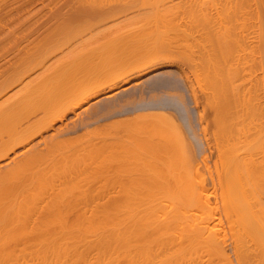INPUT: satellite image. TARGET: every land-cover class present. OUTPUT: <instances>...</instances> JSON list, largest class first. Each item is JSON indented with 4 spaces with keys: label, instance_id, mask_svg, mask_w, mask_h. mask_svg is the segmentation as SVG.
I'll return each mask as SVG.
<instances>
[{
    "label": "bare ground",
    "instance_id": "6f19581e",
    "mask_svg": "<svg viewBox=\"0 0 264 264\" xmlns=\"http://www.w3.org/2000/svg\"><path fill=\"white\" fill-rule=\"evenodd\" d=\"M93 1L98 3V0H93ZM93 1L92 2L90 0L88 1V4H86L89 6L88 8L92 9V7H94L93 9H96L95 5H93L91 7V3H93ZM154 1L152 0V2H154ZM253 1L259 2V0H236V2L234 1L236 4L231 6V9L234 6H236V10H234V8H233V11L235 13L234 19L236 18V22H235L236 28L234 27V30L236 32L234 30H232V28H233L232 25L230 27L231 31H234L233 34L236 33V35L232 34V37L235 36V37H233V39H232L231 35H228V33L229 34L231 33L229 31L230 28L227 31V33L225 31V29H228L227 28V25L229 24L228 21L225 20V23L226 22L228 23V24L226 23L227 24L226 25V24H223L224 21L221 22L222 20L221 21L219 20L221 22V24L224 25L223 27L225 29L223 27H221V29H224V31H222L221 29H218L216 31H220V30L221 31L215 33V30H214L215 28L213 29V27H215V24H216V27L220 28L217 25L216 21L219 19L218 17L220 15H222V17H220L221 19L223 18V15H224V17H226L227 14H225V13H227V12L222 14V10H224L225 8L220 7L221 10H219L217 8V13H218V11L221 13L218 15V17H217L218 19H216L214 17L215 15L212 16L213 13H205L204 14V11L202 14H201L202 11L199 13L203 16L205 15L204 17L205 18L207 17L208 20L204 19V17H200V15L198 14V16L200 18H202V20H201L198 17V20H197L198 23L200 20V21H204L205 23H211L210 25L213 26L214 22L212 23L210 20L213 17H214V19H216L214 26L213 27L209 26V28L211 27L210 29L214 30V32L212 30H206L207 28L204 26L205 23L203 25H201L202 27L198 24H195V22L191 23V24L194 23L193 27H194V25H197L198 30L200 29V27H201V29L205 27L204 28L205 30L203 29L202 32L200 33L201 35L198 34V35H200L201 39L199 40L197 38L199 40V42L196 44L197 45L199 44L201 46L202 49L199 47L201 49V50L200 49L199 50H200V54L202 56H200L199 54L197 56H200L199 58L205 60V64L209 70V73H208L209 76L212 73L213 74V75L211 74L212 78H213V76H214V78L218 77L215 80V82L217 81L219 83L218 84L216 82V84L218 86L216 88L215 95L216 94L217 95L215 96V99L214 98H212V99H214V101H216V97L219 96V99L221 100V101L217 100L219 103V106H218V103L217 102L216 103H217V106L220 107L219 110H221V113L219 115V116H221L220 117L221 126H220V128L217 129V130L220 129L219 131H220L221 144L219 147V145L217 143V146H218V152L220 151L219 155H221L220 157L222 158V162H223V166H224V169L222 172H221V170L218 171L219 174H222V176H220L221 181L219 180L220 182L219 181L218 182L222 183V185L219 184V186H220L219 188H221L220 189L221 192L219 194L222 196L219 198L220 199L223 198V202L221 201V203L223 204L222 205L223 210H222V207L216 206V204H219V203H216V201H214V202H215L216 208L217 207L221 208V211H219V212H222L223 215L220 216L221 214L218 212L219 209L217 210L214 206H211L212 204L214 205V202H211L212 198H210L211 196H208L209 194L211 195V193H212V191H210L209 188H207L209 190H206V191H204L205 188H204V190L202 189V191L206 195L208 194L205 197H207L208 199L210 198L209 200L208 199L206 200L207 202H205V200H204L205 198H201V193H192L191 189H193V187L190 190L189 189L186 190L185 186L187 185V183H185V182L184 183L186 185L184 184V189L178 188L176 190L173 189V191L169 190V192L171 193V194L168 193L170 195L169 197L167 194H166V196H164V194H162L164 197L161 195L163 201L166 199L168 201L169 199L171 200L170 197L172 195H173L172 197H174L175 193L177 195L180 191H183V194H182V192H180L182 195L181 199L183 201L181 199H179L181 196L179 193L177 195V196H179V198L178 197L175 198L176 202L173 201L175 199L172 198V200H171L172 205L169 204V202L166 203V201H165V203L163 202L164 205L163 204L161 205L160 201H162V200L160 199L161 197H159V194H161V193H159L157 196L160 199V201H158V198L156 199V196H155L156 193H155V195H154L155 198L153 197L154 199H152V197L150 196L151 199L153 200V202L151 199L149 200V198H150L149 197V198H146L148 201H146V199L144 200V198H143V199H141V202H140V200H139V202H138V200L136 201V202H138V205H137V203H136V205H133L134 203L131 204L129 202L130 200L128 199L129 201L128 200L127 201L131 205H129V204L126 205L127 203H125L126 206L124 204H123V206H121L122 201L119 199L121 204L119 203L120 208H118V209H117V207L115 208V205L112 206L114 208H112V207L109 208L107 203L99 204L100 206L95 205V203H94V205L96 207L95 206L93 207V205H92L93 201L91 202V201H88L86 199V202H85V199H84L85 194L83 196L78 195L75 197L74 195H76L75 194L76 192H75V190H71V189H69V192H70V194L72 192V194H71L72 197H69V195H70L69 192L67 193L66 188L69 187L68 184L71 182V180L72 181L74 180L72 178H74L80 174H83V172L86 173L85 172L86 170L89 172L91 170L95 172L96 171L95 169H97L99 167L96 166L97 168L93 167V168H95L94 170H93V168L88 170L89 165L88 166H86V165L89 164V162L88 163L86 162L87 164L83 163V159H84V157L82 156L83 154L81 156H79V153H76V146H74L73 144L71 145V142H69V140H67L65 137H64L65 138L64 140H63V138H62V140L59 139L60 138L59 136L62 137V135L66 136L68 134L77 132L78 129L76 130V128L78 126L76 125V123H74L76 126L73 125L72 127L70 126V124L63 125V127L61 129H60V126L59 127L57 126L58 128H56L55 124L58 123V121H63V120L65 121V119H68L69 113L75 114L77 112V109L82 108L85 104L90 103L91 100H93L97 97H100L102 94H103L104 98L107 97L109 99H112V98L114 99L120 91H123V92L130 91L131 87L133 88L132 85H134V84H132V82L135 79L143 77L144 75H147L149 72H152V71L158 72V69H160V68H162V66L164 67L165 65L168 64L169 57L171 58V57H175L177 55H180L185 60V56H186V55H184V54H186L185 52L190 51L188 48H191L192 43L189 42L190 43V47H189V44L184 37H180L181 39L179 38V36H181L180 33L179 34L177 33L178 30H177V32L175 31L176 29H178L177 25H176V27H175V25H173L174 26L173 28L171 27L172 25H170V27L172 28V30L174 32L171 31L170 28L169 29L167 28V30L171 31L172 33L178 34L179 36L178 37L176 36L178 38V40H177V38L175 39V37H172V35H175V34L169 33V31L167 32L166 27H165V30H163L164 32L165 31L167 32V33L165 32L166 35H168V34L169 35L172 34V35L166 37V35H163V33H161L162 27L164 25L163 22L165 21L166 26H168L170 23L167 22L165 19H162L163 17L161 18V14L159 15L160 12L159 13L157 12L158 17L156 18V16H157V15H155L156 11H160L163 8H161L159 6V8H161V9L154 7L153 8L154 10H152L151 9L152 7H151L150 9L152 10V12L154 13V11H155L154 15L156 18V22L155 21L154 22H148V24H150L148 26H150V27L152 26V28L155 27V31H153L154 29L150 30V28L146 25L147 23L145 22L144 25L147 26L148 28L142 27V25H143L142 24L141 27L137 26V28L140 27V29L138 28L140 31L137 28L136 29L132 28L131 30H129L130 35L126 36V35H121L120 33H117L118 36L117 35L115 36V33H114V35H112L114 37H111V38L109 37L110 39L108 38V40L106 42V44H107L106 46L111 48L112 54L114 53V55H116L115 56L116 58L113 59L116 62L114 63L112 60L113 64L111 63L109 65V68H105V71L102 70V72L99 73V69H104V66L102 65V63H100V64L103 68L100 65H98L99 66L98 67L97 66L98 63L93 64V63H88L85 61H83V62H72V63H68L65 65H61V69H60L61 73H57L58 71H56V73L52 72L53 74L49 75L46 78H43V80L41 79L42 81L40 83L37 82L36 84H38V85L35 84L36 86L34 85V83L31 84L32 81L30 82L31 85L30 84L29 85L30 86L34 85L35 87L32 86L33 89H32L31 94H27L29 96L28 98H30L31 96L33 97V95L39 96L41 93H42L41 98H44L42 101L40 99V104H42V105L38 106V108L43 106L41 108V110H39L40 108L39 109L37 108L39 111H41V113L44 112V115L42 113V115H43L42 117L40 116L37 118V119L41 120V127L37 126L38 129L36 127H35L36 129L34 128V126L36 124V123H34L35 122L34 120H36L37 122H39V121L37 119H35L36 117L35 118L33 117L35 113H38V110H36L34 108L36 110L35 113H34V111L33 112L31 111V113L30 112L27 113V115H28L27 120L26 119L24 120L21 117V116H26V115H22V113L19 111L20 105L23 102L22 97L24 95V98H25L27 95L25 96V94H21L22 97L21 96L20 97L22 98L21 99L22 102H21L19 97H18L19 99H16V101H15V98L13 97L14 99H13L12 103L9 101L7 103L5 99H3V101H1V102H3V103H1V105L4 104L3 105L4 107L0 108V165L2 164V166H0V264H236L234 262V259L231 258V255H229V253L227 252L228 249L226 248V246L228 243L226 244V242L228 241L229 237H231V239H232V243H233V247H234L233 249L235 250V256H237L236 261L238 260L237 264H264V204H263L264 202L261 204V202L258 200L259 203L257 205L255 204L256 202L255 203L253 202L254 206H252L251 205L252 203H250V205L253 208L250 205H248V206L251 209L242 208V207L239 208V206H241V205H238V204L236 205V198L232 197V196L236 195L237 192L239 194L243 189H244V191H242L241 193L246 192L245 188H242L241 191H239L237 188L238 185L237 186L235 185L236 181H238V179H239V176L241 174L244 175L241 172V170L244 167L245 168L247 167V169H248L247 175H249V176L253 175V177H255V178H253V180L251 179L254 182V183L252 182V184H251L252 185V188H250L251 191L255 190L257 192V190H259L264 185V180H263L264 177H262L264 175V161H261V162L258 161V157L260 158V156H261V159H264V124H261V122H260L259 127H257L258 125L254 126L253 122L251 123V121L253 120V117H254V116L253 117L250 116L252 114L249 115L250 119L248 120L249 124H247V125H246V123L248 121L245 123L244 122L245 119L243 121L240 120L241 114L239 115L240 118H238L239 116H237V112L236 113H235V111L233 112V109L231 107L235 106L236 99H237V101H239V98L241 97L240 94L243 93L242 92L243 87H241L242 85H239L240 83L236 84V86L230 87L231 85H229V84H231V83H228V81L231 77L230 74H232V72H233L232 76L238 77V79L241 80V71L243 68L246 69L245 68L246 66L244 67L245 64H248L250 66L247 68L248 71H250L249 68H251V70H253V72L256 69L254 70V69H252V67H254L255 64H257V63H258V66L261 65L262 67H264V57L261 56L262 57L261 61H260V58H259V60H256V59H254L255 57H252V56H255V54H254L255 51H257V53L259 52L258 54H260L261 49H262V52L264 51L263 46H262V43L264 44V42H263L264 41V38H263L264 35L261 33L264 30V29L262 30V28H263L262 24L260 26V27H262L261 31L260 32L258 31L260 33V35H259V34H257V31L254 32V30L256 28L254 29L253 25H251L252 23H250L252 20V18H250V17L252 15L253 16L255 14L257 15V16L255 15L256 20H257V17L260 16V14H262L264 16L263 12L260 13V11H262V7H264V6H261L263 0L262 1L260 0L261 5L260 4L259 5H257V4L252 5L251 3ZM109 2H106V4L107 3L110 4V5L107 4L108 6H106L105 3L103 4V3L99 2V4H103L105 6L104 7L102 6L103 8H100V10L98 9L99 7L96 6L97 11H100L99 13L96 12V15H95V12H93V14H91L92 13L91 11H90L91 13H88L90 15L91 19L95 18L97 20L96 25L99 28H101V26H103V24L105 25L106 22L108 23V21H111V19L115 18L117 20V17L120 14L122 15L123 13H125L127 11H129V13H130L132 8H134V5L132 7V5L129 2H122V4H121V2H119V4L115 3L114 5H112L113 4L112 0ZM144 2L147 3L148 1L144 0ZM144 2H143V5L145 4ZM149 2H151V0ZM89 3H90V5H89ZM159 3L161 4V2H159ZM155 4H157V3H155ZM63 5H65V4H63ZM218 5H219V3H218ZM48 6H50V5H48ZM83 6H85V5H83ZM192 6H194V4ZM254 6H256V7L254 8ZM258 6L261 7V10L259 9ZM164 7H166V6H164ZM228 8L229 7L226 6L227 10H224V11H228L229 10ZM164 9H163V11H165V14H166V11H168V9H166V8H164ZM139 10L141 11V9H139ZM193 10H194V8H193ZM252 11L255 14H252ZM189 12H190V10H189ZM228 12H230V11H228ZM75 14H80L81 16L83 15L80 13V11H79V13H75ZM88 14L86 15V17L88 16ZM139 14L142 15V13H139ZM144 14H145V12H144ZM170 14L168 16V19L170 17ZM206 14H210L209 15L210 17H208V15H206ZM250 14H252V15L249 16ZM92 15H94V17ZM124 15H126V14H124ZM194 15H196V14H194ZM230 15L232 17L233 13ZM230 15H227V16H230ZM262 15L260 18H258L259 23H260L259 19L260 20L262 19L264 21V17H262ZM71 16H73V14ZM159 17L161 18L160 20H162V23L159 22V19H158ZM191 17H192V15H191ZM245 17H246V19H245ZM119 18H120V16H119ZM150 18L149 17L146 18V21H147V19H149V21L152 20V18L151 19ZM229 18L227 17V19H229ZM241 18L244 19L245 21L248 20L249 22L247 21L248 23H246V22L244 23V21L243 22L241 21L243 23L241 25V24H239V23H241L240 22ZM248 18L251 20H249ZM234 19L232 18L230 21H232ZM114 20H112V21H114ZM144 20H145V18H144ZM223 20H224V18H223ZM141 21H143V19ZM234 21H232L231 24ZM166 22L169 24L167 25ZM220 22H218V23L220 24ZM87 23H88V21H87ZM142 23H144V22H142ZM152 23L153 24L155 23L157 26H155V24L153 25ZM202 23H200V24H202ZM159 24H162L161 28L159 27L160 26ZM90 25H92V24H90ZM178 25H180V24H178ZM249 25L252 26L251 28L254 29V30L252 29L253 33H256L257 35H259L261 41L259 40L258 36H255V37H257L256 39L260 41L261 45H260L259 41H257V40L254 41L255 39L253 40L252 36H249L251 38L248 37V30L247 29L250 27ZM88 26H89V24H88ZM198 26H200V27H198ZM158 27H159V31H156V30H158ZM260 27H259V30H260ZM87 28L89 29V27H87ZM87 28H86V30H87ZM191 28H192V26H191ZM93 29H94V26L92 27V29L90 31H94ZM147 29H149L150 32ZM163 29H164V27H163ZM95 30H96V28H95ZM144 30H146V31H144ZM16 31H18V30H16ZM134 31H139V32H134ZM193 31L195 32V30H193ZM249 31L252 32L251 29ZM249 34H251V33H249ZM195 36L196 35H194V37ZM182 39H185V41L187 42V44H188V46L186 47L187 49H185V42H183ZM180 40H181L182 44L184 43L183 44L184 48L181 47L182 44L180 43ZM233 40H234L233 43H236V44H232V46L236 45V48L233 47L232 49H234L235 51L231 50V48H230L231 47L230 43ZM69 41H67V42H69ZM255 42L256 43L258 42V45ZM28 43H29V41H28ZM193 43H194V41H193ZM176 45H177V47H176ZM197 45H196V47H198ZM178 46H180L181 49H179L180 47L178 48ZM194 46H195V44H194ZM17 48H19V47H17ZM259 48H260V51L258 50ZM182 49H185V50H182ZM111 50H110V52H111ZM180 50H182L184 52V54ZM43 51L44 50H42V52ZM179 51L182 53L178 54ZM233 51L235 52L236 56L233 55ZM189 53L191 54V52H189ZM262 54L263 53H261L260 55H262ZM234 56H235V58H233ZM263 56H264V54H263ZM190 57L188 56V58H190ZM257 58H258V56H257ZM160 59L161 60L165 59L164 61H168V62H164L161 64L155 63V61H158ZM197 61H198V59H197ZM33 63L34 62H32V66H33ZM42 63H43L42 65H44V62H42ZM172 63H173V61H172ZM199 63H201V61ZM168 65H170V63ZM32 66H29V69H30V67L32 68ZM94 66H97L95 68L96 70L94 69ZM233 66L235 67V69ZM193 68H194V66H193ZM106 69H108V70H106ZM190 69H192V68H190ZM93 70H95L93 72L94 74L97 72L96 75L98 73H99V75H97V77H96V75H94L95 78L93 76H91V79H89L88 81L84 80L89 75V73L93 74V73H91V71H93ZM24 71H26V69ZM27 72L28 71H26L24 73L26 74ZM157 72H155V73H157ZM167 72H170V71H166L165 74ZM155 73H154L153 77H155ZM159 73H160L159 75H165V74H163V71H161V69L159 70ZM185 73H187V72H185ZM185 73L183 72V74L185 76H183L182 78L187 77L188 80L185 79V81L187 80V83H188L191 80H189V78H188L189 76H186ZM28 74H30V73H28ZM249 75L247 74V76H249ZM252 75L253 74L251 73V76ZM27 77L28 76H26V78ZM234 77H232V78H234ZM21 78H22V76H21ZM249 78L252 79V77H249ZM261 78L258 77V81L261 80ZM12 79L14 80V77ZM23 79H25V77ZM243 79H245V78H243ZM10 80H11V78H10ZM37 80L38 79H36V81ZM256 80L257 79H255V81ZM230 81H232V80H230ZM252 81H254V80H252ZM258 81H257V83H258ZM261 81H259V84H261L260 83ZM4 82H7V81H4ZM22 83H23V81L22 82L20 81V83H19V79H18V85L22 84ZM160 83L157 84L156 88H152V90L153 89H154V91H155V89L158 90L159 87H161L160 85H162L163 87L166 85V83L164 81L161 84ZM233 83H236V82H233ZM247 83H246V85L245 84L244 85L247 86ZM169 84H170V82H168V86H169ZM11 85H13V84H11ZM249 85H250V83L248 84V86ZM5 86H6V84H5ZM7 86H9V89H11L10 83ZM171 86H172V84H171ZM176 86H178V85H176ZM166 87H164V90L167 88H170V87H167V88ZM251 87L250 88L248 87V89H249L248 92L252 93L253 91H252ZM171 88H173V86ZM171 88H170V90H171ZM192 88H194V87L192 86ZM4 89H6V91H7V88H4ZM244 89H246V88L244 87ZM262 89H260V90H262ZM160 90L163 91L162 88ZM18 91H16V92L18 93ZM192 91H196V90L192 89ZM257 91L260 94L259 90H257ZM0 92H2L1 88H0ZM26 92H29V91H25V93ZM196 92H193V93H196ZM248 92H246V94ZM22 93H24V92H22ZM121 93L122 92H120V94ZM145 93H147V92H145ZM244 93H245V90H244ZM251 93H250V95H251ZM258 93H257V95H258ZM141 94H142V98L145 99V97H143L144 94L143 93H141ZM197 94L198 93L194 94V100H195L196 104L198 102V98L196 96ZM207 94H208V92H207ZM255 95L256 94L254 92V96ZM4 96H6V94L3 96L0 95V98L2 99V97H4ZM203 96H206V95L203 94ZM236 96H240V97L236 98ZM252 96H253V93H252ZM39 97H37V98L39 99ZM103 97L100 98V100H98V102L99 101L101 102L104 99ZM259 97H260V95H259ZM6 98H8V97H6ZM16 98H17V96H16ZM107 98H105V99H107ZM142 98L140 96V99H142ZM201 98L203 99V97H201ZM210 98L211 97L209 96V99ZM242 98H245V96L241 97V99H240L241 104H242ZM133 99L135 100V98H133ZM204 99H205V97H204ZM209 99H206V100H208V102H210L212 99L211 100H209ZM252 99H254V98H252ZM255 99H254V101H255ZM134 100L130 99V101H126L125 103L123 102V104L121 103V105L119 103L118 104L119 109L117 108L118 110H116V113H114V114L112 113V109L114 108L113 110L115 111V107H117V104H116V106L111 104L112 108H111L110 104H108L107 107H104L105 108L104 111L109 106L111 108V111H109V108L107 110L110 112L111 117L114 115L117 116V114L118 115H120V114L124 115V114H128V113H136L133 116L134 118H131L132 120L130 118H129L130 120H127V118H126V120L124 119L125 121L121 120V122L123 121L125 123L126 122L127 123H129V122L134 123L133 121H137V122H142V123H146V124L147 123L150 124L149 122H152V124H153L156 120L158 121V119L160 121V118H163L161 120H163L165 123L167 121L164 120V118H168V120L170 119L169 121H172V122L175 121L174 119L176 117L173 118L174 114L171 116L168 113V111H171V110L167 109L171 106L170 102L167 103L168 104L167 105L165 101L144 102V101H147V100H144L142 102L137 103V100L136 101H134ZM174 100H176V99H174ZM245 100L243 101V103L245 102ZM27 101L29 102V100H27ZM34 101H35V99H34ZM109 101H111V100H109ZM251 101H253V100H251ZM257 101L261 102L258 99V97H257ZM36 102H37V100H36ZM248 102H250V101H248ZM259 102L257 104H259ZM23 103H25V101ZM193 103H194V101H193ZM213 103L214 102H212V104ZM216 103H214V104L216 105ZM100 104H102V103H100ZM171 104H172V102H171ZM220 104H221V106H220ZM241 104H240V106H241ZM257 104H255V105H257ZM215 105H212V106L215 107ZM23 106H26V105L24 104ZM246 106H247V104H246ZM249 106H250V104H249ZM237 107H238V105L236 106V108ZM260 107H261V105H260ZM21 108H23V110H24V107L21 106ZM43 108H44V110H43ZM96 108H98V107H96ZM250 108L252 109V106H250ZM88 110H90V109L88 108L87 111ZM236 110H238V109H236ZM239 110H240V108H239ZM248 110H249V108H248ZM258 110H259V108H258ZM262 110H263V106H262ZM26 111H25V113H26ZM18 112L20 113L19 117H18ZM105 112H104V114L101 113L103 115V117H102V115L99 114V111H98V113L95 112L97 115L95 114V116H93V118H90L91 119L90 122L92 121V119H93V122L95 121L96 123L101 121V120H105V118L106 117L108 118V116H109V114H108L109 112L108 113L107 112L105 113ZM139 112H141V113H139ZM201 112L202 111H200V113ZM245 112H246V109H245ZM256 112H260V111H256ZM87 113L88 112H86V114ZM231 113H232V116H231ZM262 113H264V112H262ZM77 114H79V113H76V115ZM81 114H83V113H81ZM105 114H107V115H105ZM37 115L35 114V116H37ZM89 115H91V114H89ZM89 115H88V117H89ZM122 115H120V116H122ZM255 115H259V117H260L259 113L255 114ZM80 116H79V118H80ZM97 116H100V117H97ZM110 116H109V118H110ZM203 116H204L203 113H201L200 117L202 120H203ZM263 116H264V114L262 115V118H263ZM31 117H33L34 120L32 119L31 124H30L29 122H30ZM256 117L258 118V116H256ZM24 118H26V117H24ZM77 118H78V116H77ZM242 119H243V116H242ZM117 120H119V119H117ZM239 120L241 122H238ZM256 120H258V119L255 118L254 121H256ZM259 120L261 121L262 119H259ZM203 121H206V120H203ZM234 121H236V122H234ZM73 122H75V120ZM84 122L83 123L81 122V123L83 125H85V127L90 125V123L87 125L88 122L87 123H84ZM93 122H91V123H93ZM115 123H117V125H118L117 128H119V126L122 124L121 123L119 125L118 122H115ZM78 124H79V122H78ZM152 124H150V125H152ZM36 125H38V123ZM115 127H116V125H115ZM120 127H123V126H120ZM166 128H168V127H166ZM204 128L206 129V127H204ZM51 129L53 130V134L52 135L49 134V136H51V137L50 138L44 137L43 134L46 131L48 132ZM131 129H133V128H131ZM154 129H156V128H154ZM176 132L180 133L179 130ZM38 136L39 137L41 136L40 137L41 140L37 141L38 143L36 141H34L37 143V149H36V143L35 144L33 143V145H32V141H33V139H35ZM168 136H170V135H168ZM181 136H182L181 140L184 141V144H183V142H182V144L184 145L185 148L183 146L182 147L184 149H186V151L184 149H182L183 152L180 150L181 154L184 153L183 156H187V154L190 153V155H192V158H193V156H195V155L191 151H193L194 147H193V149H191L190 146H189V148L186 147L187 145H185V143H187V142L184 140L185 137L183 138L184 134H181ZM57 137L59 140L57 139L55 141V139ZM155 137H157V136H155ZM178 137H180V135ZM71 139L73 140L72 136H71ZM75 139L72 143H76ZM42 142L45 143L46 146L44 148L38 149V144H40V143L42 144ZM67 142H69L70 144L68 145ZM173 142H174V140H173ZM87 143H89V142L87 141ZM153 143L155 145V142H153ZM29 145L33 146V147L30 148ZM96 145H97V143H96ZM129 145L133 146L134 144H129ZM129 145H128V147H130ZM66 146L70 147V148L74 146L72 149H75V153L69 154L70 148L68 149L69 150V152H68L64 149V148L67 149ZM155 146H157V144ZM191 146H193V144ZM134 147H136V146H134ZM20 148H27L23 151H25L28 154H29V152L31 153V151H32V153H31L32 155L31 154L25 155V153L23 151H21V152L18 151ZM34 148H35V151L33 152ZM137 148H140V147H137ZM159 148H160V146H159ZM163 148H165V147H163ZM77 149H78V147H77ZM81 149L82 148L78 149L77 151H79ZM123 149H125L124 146H123ZM128 150H130V149H128ZM160 150H163L162 145H161ZM17 151L20 152L19 155H22L24 153L25 156H23V157L21 156L22 158H20V156H17L18 155ZM71 151L73 152V150H71ZM136 151H137V149H136ZM119 152H120V155H122V152L118 151V153ZM82 153H84V152H82ZM127 153H126V155H127ZM176 153H177V151H176ZM216 153H217V151H216ZM12 154L14 155L13 157H12ZM16 157H17V159L19 157L20 160L16 161L17 160ZM81 157L83 159H81ZM118 157L120 158V156H118ZM240 157H243V159H241ZM245 157H247L246 161L244 159ZM126 158H128V157H126ZM189 158H190V156H189ZM178 159H177V161H178ZM203 159L204 158H202L201 161L207 160L206 158H205V160H203ZM239 159H241V160H239ZM120 160L123 161V159H120ZM85 161H87V160H85ZM115 161H117V160H115ZM180 162L182 163V161H180ZM186 163L187 164H185V165L189 164L188 161H186ZM240 163H242V165ZM83 165H85V167ZM185 165H183V166L186 167ZM4 166H6V167L4 168ZM240 166H244V167H240ZM91 167L92 166H90V168ZM2 168H4V170ZM101 168H103V167L101 166ZM187 168H189V167H187ZM245 168L242 171L245 172ZM139 169L141 170V168H139ZM139 169H137V170H139ZM184 169H186V168H184ZM184 169H183V172L186 173ZM99 170H101V169H99ZM160 171H162V170H160ZM203 171H201V172H203ZM239 171L241 172V174ZM96 172H98V171H96ZM237 173H239L240 175L238 174L239 176L236 177ZM201 175H202V173H201ZM127 176L129 177V175H127ZM256 176H259V177L257 178ZM78 177H76V179ZM211 177H212V175H211ZM99 178H101V177H99ZM256 178H257V180H256ZM261 178H263V179H261ZM79 179H80V177H79ZM68 180H70V181L67 184L66 182ZM117 180H119V179H117ZM241 180H242V177L240 178L239 182L243 183ZM258 180H263V182L261 181V183H260L261 186L259 185ZM78 181H76V182H78ZM65 183L67 184L66 186H65ZM69 185H71V183ZM61 186H63L62 190H60L62 188ZM64 186L66 188H64ZM74 186H75V184H74ZM188 186H190V185H188ZM235 186H236V189H235ZM71 187H73V186H71ZM242 187H243V185H242ZM258 187H259V189H257ZM56 188H59L60 191L59 190L57 191ZM188 188H190V187H188ZM64 189H66V192L64 193L65 196H63L64 194L61 192V191H64ZM47 190H48V192H47ZM211 190H213V189H211ZM236 190H238V191H236ZM187 191H188V193H187ZM208 191H210V192H208ZM219 191L218 190L216 191L214 189L213 193L217 192V194H218ZM122 192H123V190L121 191V193ZM172 192H174V193L172 194ZM206 192H208V193H206ZM258 192H260V191H258ZM81 193H82V191H81ZM246 193H244L242 195L240 194L241 197L244 196L246 199V197H248V195ZM252 193L253 192H251V194ZM67 194H68V196H66ZM255 194L256 193H254V195ZM87 195H89V193H87ZM213 195H215V193ZM245 195H247V196H245ZM86 196H85V198H86ZM122 196H124V194ZM202 197H204V196H202ZM89 198L91 199L92 196ZM121 198L123 199V197H121ZM163 198H166V199H163ZM177 198H178V200H177ZM134 199H136V198H134ZM142 200L146 201V203L148 202L147 205L144 201L142 202ZM87 201L90 202L91 204L87 203ZM149 201H150V203H149ZM177 201H179V202H177ZM245 201H247V200H245ZM151 202L153 203V205L151 204ZM157 202H158V204H157ZM208 202H211V205ZM140 204H142V205H140ZM168 205H170V206H168ZM218 213H219V215L217 216ZM231 239H229V240H231Z\"/></svg>",
    "mask_w": 264,
    "mask_h": 264
},
{
    "label": "rangeland",
    "instance_id": "374dc122",
    "mask_svg": "<svg viewBox=\"0 0 264 264\" xmlns=\"http://www.w3.org/2000/svg\"><path fill=\"white\" fill-rule=\"evenodd\" d=\"M75 1V2H74ZM88 1L89 0H0V88L2 90V92H0V95L3 96L6 94V96L2 97V99L0 98V105L1 101H3V99L6 100V102L8 103L13 101V99L15 98V101L16 99H19L20 100L22 99L23 102L25 101V103L22 102V104L26 105V106H23L22 104L20 105V112L22 113V115H26V116H21L24 120L26 119L27 120V113H31V111L35 113L36 110H41V108L43 107H39L38 106L42 105L40 104V99L41 101L44 99V98H41V94L39 96H35L33 95V97L31 96L30 98H28L29 96L27 94H31L32 92V89L37 82L40 83L43 78H46L48 77L49 75L53 74V73H56V71H58L57 73H61L60 69H61V65H65V64H68V63H72V62H88V63H98V65L101 66L100 63H102V65L104 66V69H99V73L102 72V70L105 71V68H109V65L112 63V60L115 59L116 55H114V53L112 54V50L111 48L107 47L106 45V42L108 40V38L110 37H114L112 35H114L115 33V36L118 34L117 33H120L121 35H130V31L132 28H137V26H140L142 25V27H147L148 25V22H156V18L158 17V13L159 15L161 14V18L162 19H165L167 22V25L165 24V21L163 22L164 25V29L162 27V32L163 35H166V33L169 31L167 30V28L171 31L172 28L174 27L173 25H176L178 26V29H176L175 31L177 32L178 30V34L180 33L181 36H179L178 34H175V33H172L171 31H169V33H172V34H175V35H172V37H175V39L179 36L180 37H184L186 39V41L188 42L189 44V47H190V43H192L191 45V48H188L191 52V54L187 51L185 52L186 54H184V52L182 50H185L187 49L186 47L188 46L187 42L185 41V39H182L183 42H185V49H182L180 51L183 52L185 56V60L183 59V57H181L180 55H177L175 57H169L168 61H164L163 59L161 60H158V61H155V63H158V64H161V63H164V62H168V64L170 63V65H165L164 67L162 66L161 71H163V74H165L166 71H170V72H167L165 75H159V70L158 69V72L157 71H152V72H149L147 75H144L143 77H140L138 79H135L132 84L133 88L131 87L130 91H127V92H123V91H120L122 92L120 94V92L118 93V95L113 99H109L107 97V99H105L103 97V94L100 96V97H97L93 100L90 101V103L88 104H85L82 108L80 109H77V112L76 113H79L76 115V113H69V116H68V119H65V121H58V123L55 124L56 128H58L60 126V129L63 127V125H68L70 124V126L72 127L73 125H75L74 123H76V125L78 126L76 128L77 132L75 133H71V134H68L66 136L62 135L59 136L60 140H63L66 138L67 140H69V142H71V145L73 144L74 146H76V153H79V156H82L84 157L85 161L82 157L81 159H83V163L84 164H87L89 162V164H87L86 166L89 167L88 170L92 169L93 167L97 168H93V170L95 169L96 171L98 172H94V171H85L86 173L83 172V174H80L76 177H78L76 179V177L72 178L74 179L73 181L71 180V185H69V181L68 180L66 183L68 184V188H66L65 186L67 185L65 183V186L64 188L67 189V193L69 192V189L71 190H75V194L74 195L75 197L78 196V195H84V199H85V202H86V199L88 201H93L92 205L93 207L95 205H98L100 206L99 204H105L107 203L108 207H112L115 205V208L117 207L120 208V200L122 201V205L123 204L125 205V203H127L126 205L129 204V202L133 205H138V202L140 200L141 202V199L144 198V200L146 198H149L150 196L152 197V199L155 198L156 196V199L158 198V194H159V197H161L160 199L162 200V194H164V196H166V194L168 195V197L170 196L168 193L169 190H172L173 189H178V188H183L184 189V184L187 183V185L185 186L186 190H190L192 187L193 189L192 190V193H201V198H205V202H207L206 200L208 199L207 196L203 191L202 189L205 190H209L212 191L211 195L209 194L208 196H211L210 198L211 199V202H214L216 201V203H219V204H216V206L218 207H222V210H223V204L221 203V201L223 202V198L220 199L219 197H222L219 193L221 192V188H219V184L222 185V183H219L221 181V177L222 174H219L218 171L221 170V172L223 171L224 169V166H223V162H222V158L220 157L221 155H219V152H218V146H217V143L220 147V144H221V140H220V129L217 130L218 128H220L221 126V123H220V113H221V110H219L220 107L219 106V103L217 100H220L219 99V96L216 97V101H214L215 99V91H216V88H217V84L215 82V80L218 78H212V75L210 74L209 76V70L205 64V60L199 58L200 56H202L200 54V50L202 49L201 46L196 43L199 42V40L201 39L200 37V33L202 32V30L206 27L207 29L206 30H212L209 28V26H212L210 25L211 23H205L204 21H200L199 20V23L197 22L198 20V14L201 12V14L203 13L204 11V14L205 13H213L212 16H214L216 19H218L217 21L220 22H223V24H226L225 23V20L228 21V25H227V28L228 29H225L221 24H220L216 21L217 25L220 27H216V24H215V27L214 26V23H215V20L214 17L210 20L212 23H213V29L215 30V33L216 32H220L221 30L227 31L229 30V28L231 27L232 25V30H234V27L236 28V18L234 19V11H233V8L234 10H236V6H234L232 9H231V6L232 5H235L236 3V0H153L154 2H149L150 0H146L148 1L147 3L144 2V0H112L113 4L114 5L115 3L116 4H119V2H129L132 7L134 5V8H132V10L130 11H127L125 13H123L122 15H118L117 17V20L115 19H111V21H108V23L106 22L105 25L103 24V26H101V28H99L97 25H96V19L94 20L93 18L91 19L90 15L88 13H91L93 14V12H95V15H96V12L99 13L100 11H97V7H99L98 9L100 10V8H103L105 5L108 6L107 4H109L111 0H98V3L93 1V0H90L91 2L93 1V3H91V7L93 5H95V8L96 9H93L94 7L91 8H88L89 6L86 5L88 4ZM103 1V2H102ZM116 1V2H115ZM200 1V2H199ZM218 1V2H217ZM220 1V2H219ZM224 1V2H223ZM235 1V2H234ZM262 1V0H261ZM259 0L256 1V2H252L251 4L252 5H259L260 2ZM87 2V3H86ZM99 2L101 3H105V5L103 4H99ZM106 2H109L106 4ZM141 2V3H140ZM143 2L145 3L143 5ZM161 2V4L159 3ZM163 2V3H162ZM196 2V3H195ZM198 2V3H197ZM222 2V3H221ZM229 2V3H228ZM234 2V3H233ZM89 3V5H90ZM168 3V4H167ZM219 3V5H218ZM233 3V4H232ZM65 4V5H63ZM73 4V5H72ZM78 4V5H77ZM81 4V5H80ZM129 4V5H130ZM194 4V6H192ZM196 4V5H195ZM199 4V5H198ZM212 4V5H211ZM50 5V6H48ZM85 5V6H83ZM110 5V4H109ZM163 5V6H162ZM189 5V6H188ZM229 7L228 11H224V10H227L226 9V6ZM261 5V4H260ZM58 6V7H57ZM75 6V7H74ZM83 6V7H82ZM97 6V7H96ZM103 6V7H102ZM158 6V7H157ZM159 6L161 8H166L168 9V11H166V14H165V11L160 10V11H154L156 18H155V15L154 13L152 12V10H154L153 8L156 7L158 9H161L159 8ZM166 6V7H164ZM200 6V7H199ZM207 8H206V7ZM261 6H264V0L262 1V5ZM86 7V8H85ZM152 7V8H151ZM194 10H193V8ZM225 8L224 10H222V14H227V15H230L233 13L232 17L231 15L230 16H227L224 17L223 15V18L221 19L220 17H222V15H220L218 17L219 14H221L219 11L217 13V8L219 10H221V8ZM256 6H254L255 8ZM259 7V6H258ZM106 8V7H105ZM104 8V9H105ZM152 10H151V9ZM170 8V9H169ZM253 8V9H254ZM82 9V10H81ZM141 9V11L139 10ZM206 9V10H205ZM259 9L261 10V7H259ZM75 10V11H74ZM84 10V11H83ZM89 10V11H88ZM151 10V11H150ZM156 10V9H155ZM165 10V9H164ZM171 10V11H170ZM190 10V12H189ZM259 10V11H260ZM80 13L83 14L82 16L80 14H75V13ZM91 11V12H90ZM145 12V14H144ZM164 12V13H163ZM197 12V13H196ZM236 12V11H235ZM263 12L264 13V7H262V11H260V13ZM139 13H142L139 14ZM164 15H163V14ZM173 15H171V14ZM73 14V16H71ZM88 14V16L86 17V15ZM124 14H128L127 16L124 15ZM135 14V15H134ZM170 14V17L168 19V16ZM196 14V15H194ZM200 15V17H204L203 15ZM252 14H255L253 11H252ZM252 14H250L249 16H251ZM141 15V16H140ZM192 15V17H191ZM194 15V16H193ZM208 15V17H210L209 15L210 14H206ZM256 15V14H255ZM251 16L249 20H251L250 23H252L251 25H253V28H251L252 26H250L247 30H248V37L249 36H252L253 37V40L256 41L257 37L255 36H258L260 35V31H261V28L262 30L264 29V21L261 19H259L260 23L258 22V18L261 17L262 14H260L259 17H257V20L255 19L256 16ZM76 16V17H75ZM94 17V15H92ZM120 16V18H119ZM152 18V20L149 21V19H147L146 21V18L148 17ZM166 16V17H165ZM179 16V17H178ZM211 16V17H212ZM236 16V15H235ZM90 17V18H89ZM165 17V18H164ZM178 17V18H177ZM183 17V18H182ZM195 19H194V18ZM202 20V18H200ZM218 17V18H217ZM227 17L229 19H227ZM262 17H264L262 15ZM97 18V17H96ZM119 18V19H118ZM145 18V20H144ZM150 18V19H151ZM160 17L158 18L159 19V22L162 23V20ZM194 20H193V19ZM226 18V19H225ZM234 19L232 21H234L232 24L230 21L231 19ZM33 19V20H32ZM41 19V20H40ZM143 19V21H141ZM204 19H207V17ZM203 19V20H204ZM246 19V17H245ZM114 20V21H112ZM134 20V21H133ZM208 20V19H207ZM206 20V21H207ZM220 20V21H219ZM88 21V23H87ZM158 21V20H157ZM243 22L244 23H248L249 21L248 20H244L241 18L240 22ZM248 21V22H247ZM70 22V23H69ZM76 22V23H75ZM144 22V23H142ZM145 22L147 23L145 26ZM192 22H195V24H198V25H203L205 23V27L201 29L200 26V29L198 30L197 28V25H194L193 27V24H191ZM203 22V23H202ZM239 22V21H238ZM239 23V24H243V23ZM40 23V24H39ZM94 23V24H93ZM158 23V22H157ZM202 23V24H200ZM35 24V25H34ZM80 24V25H79ZM89 24V26H88ZM92 24V25H90ZM153 24V23H152ZM155 24V23H154ZM153 24V25H154ZM180 24V25H178ZM262 24V27H260ZM96 25V26H95ZM109 25V26H108ZM124 25V26H123ZM160 28L162 26V24H159ZM170 25H172L170 27ZM183 25V26H182ZM225 25V26H226ZM240 25V26H241ZM76 26V27H75ZM91 26V27H90ZM94 26V31H90L92 29V27ZM135 26V27H134ZM155 26H157L155 24ZM190 26V27H189ZM192 26V28H191ZM89 27V29L87 28ZM140 27H138L140 29ZM150 28V30H153L155 31V27L152 28V26H148ZM147 27V28H148ZM159 27H158V30L156 31H159ZM165 27H166V30L167 32L165 33L163 30H165ZM221 27H223L224 29H221ZM258 27V28H257ZM259 27H260V30H259ZM87 28V30H86ZM96 28V30H95ZM99 28V29H98ZM137 28V29H138ZM152 28V29H151ZM181 28V29H180ZM191 28V29H190ZM194 28V29H193ZM217 28V29H216ZM113 29V30H112ZM138 29V30H139ZM142 29V28H141ZM175 29V28H174ZM190 29V30H189ZM197 29V30H196ZM218 29H221L220 31H216ZM251 29L252 32H250L249 30ZM254 32L257 31V35L256 33H253V30ZM258 29V30H257ZM15 30V31H14ZM18 30V31H16ZM67 30V31H66ZM149 31V29H147ZM192 30V31H191ZM195 30V32L193 31ZM205 30V29H204ZM214 30H212L214 32ZM11 31V32H10ZM140 31V30H139ZM139 31H134V32H139ZM142 31V30H141ZM146 31V30H144ZM231 33L228 35H231L232 37V34L233 32L235 31H231V28L229 30ZM259 31V32H258ZM62 32V33H61ZM69 32V33H68ZM74 32V33H73ZM93 32V33H92ZM98 32V33H97ZM150 32V31H149ZM174 32V31H173ZM190 32V33H189ZM236 32V31H235ZM264 32V30H263ZM261 32L263 35L264 33ZM8 33V34H7ZM12 33V34H11ZM23 33V34H22ZM38 33V34H37ZM67 33V34H66ZM251 33V34H249ZM98 34V35H97ZM132 34V33H131ZM184 34V35H183ZM192 34V35H191ZM196 35L194 37V35ZM200 34V35H198ZM261 34V35H262ZM31 35V36H30ZM93 35V36H92ZM169 34L166 35L167 36H170ZM186 35V36H185ZM188 35V36H187ZM233 35H236V33H234ZM11 36V37H10ZM35 36V37H34ZM64 36V37H63ZM91 36V37H90ZM177 36V37H176ZM13 37V38H12ZM16 37V38H15ZM97 37V38H96ZM235 37V36H233ZM232 37V39H233ZM263 37V36H262ZM29 40H28V39ZM38 38V39H37ZM100 38V39H99ZM109 38V39H110ZM194 38V39H193ZM199 40H198V39ZM251 38V37H249ZM264 38V37H263ZM262 38V39H263ZM55 39V40H54ZM96 39V40H95ZM181 39V38H180ZM231 39V38H230ZM235 39V38H234ZM54 40V41H53ZM57 40V41H56ZM70 40V41H69ZM73 40V41H72ZM178 40V38H177ZM192 40V41H191ZM259 40L261 41L260 37H259ZM257 40V41H259ZM29 41V43H28ZM69 41V42H67ZM100 41V42H99ZM194 41V43H193ZM253 41V42H254ZM259 41V43H260ZM263 41V40H262ZM2 42V43H1ZM77 42V43H76ZM179 42V41H178ZM190 42V43H189ZM234 40L230 43L231 45V50H234L232 49L233 47L236 48V45L235 46H232V44H236V43H233ZM264 42V41H263ZM9 43V44H8ZM180 43H181V40H180ZM256 43V42H255ZM65 44V45H64ZM182 44V43H181ZM184 44V43H183ZM182 44V48H184ZM195 44V46H194ZM258 45V42L256 43ZM43 45V46H42ZM105 45V46H104ZM196 45L198 47H196ZM261 45V43H260ZM51 46V47H50ZM75 46V47H74ZM178 46V48L180 47ZM262 46H263V50H264V44L262 43ZM19 47V48H17ZM29 47V48H28ZM90 47V48H89ZM177 47V45H176ZM181 47L179 49H181ZM193 47V48H192ZM201 49H200V48ZM261 47V46H260ZM61 48V49H60ZM35 49V50H34ZM70 49V50H69ZM89 49V50H88ZM200 49V50H199ZM39 50V51H38ZM42 50H44L42 52ZM64 50V51H63ZM101 50V51H100ZM111 50V52H110ZM178 50V49H177ZM260 51V48L258 49ZM6 51V52H5ZM95 51V52H94ZM182 53V52H180ZM235 51V50H234ZM233 51V55H235V52ZM99 52V53H98ZM199 52V53H198ZM57 53V54H56ZM259 53V52H258ZM257 51H255V56H252V57H255L254 59L256 60H259L260 58V61H261V58L264 57L263 54H264V51L262 52V49H261V53H263L262 55L258 54ZM36 54V55H35ZM54 54V55H53ZM64 54V55H63ZM188 54V55H187ZM200 55V56H197V55ZM232 54V53H231ZM253 54V55H254ZM90 55V56H89ZM96 55V56H95ZM100 55V56H99ZM182 55V54H181ZM89 56V57H88ZM183 56V55H182ZM188 56L190 58H188ZM236 56V55H235ZM235 56L233 58H235ZM258 56V58H257ZM262 56V57H261ZM10 57V58H9ZM27 57V58H26ZM75 57V58H74ZM101 57V58H100ZM87 58V59H86ZM97 58V59H96ZM232 58V59H233ZM41 59V60H40ZM51 59V60H50ZM55 59V60H54ZM95 59V60H94ZM189 61H188V60ZM198 59V61H197ZM200 59V60H199ZM253 59V58H252ZM43 60V61H42ZM117 60V59H116ZM184 60V61H183ZM51 61V62H50ZM173 61V63H172ZM201 61V63H199ZM32 62H36L35 64L33 63V66H32ZM40 62V63H39ZM44 62V65H42ZM113 62L115 63L116 61L113 60ZM61 63V64H60ZM175 63V64H174ZM20 64V65H19ZM46 64V65H45ZM113 64V63H112ZM2 65V66H1ZM186 65V66H185ZM29 66H32V68L30 67L29 69ZM36 66V67H35ZM97 66H94V69L97 67ZM168 66V67H167ZM182 66V67H181ZM194 66V68H193ZM246 66V67H245ZM49 67V68H48ZM99 67V66H98ZM102 67V66H101ZM234 67V66H233ZM244 67L246 69H242L241 71V80L238 79V77H234L232 76L233 75V72L228 81V83H231L229 85H231L230 87L232 86H236V84H239V85H242L241 87L242 88V94H240L241 97L245 96V98H242V104H241V97L240 96H236V98H239V101H237L236 99V104L238 105V107L236 108V104L235 106H232L231 108L233 109V112L235 111V113L237 112V116H239L241 114V118L240 116L238 118H240V120H244V122L246 123L249 119H250V116L253 117V120L251 121V123L253 122V125L256 126L258 125L257 127L260 126V122L261 124H264V116L262 118V115L264 113V67H262L261 65L258 66V63L255 64L254 67H252V69H256L254 72L253 70H251V68H249L250 71H248V67H250L248 64H245ZM15 68V69H14ZM28 68V69H27ZM36 68V69H35ZM103 68V67H102ZM192 68V69H190ZM207 68V69H206ZM3 69V70H2ZM11 69V70H10ZM26 69V71H28L26 74L24 72V70ZM40 69V70H39ZM98 69V68H97ZM186 69V70H185ZM235 69V67H234ZM96 70V69H95ZM95 70L91 71V73H93ZM108 70V69H106ZM184 70V71H183ZM2 71V72H1ZM35 71V72H34ZM44 71V72H43ZM12 72V73H11ZM41 72V73H40ZM53 72V73H52ZM157 72V73H155ZM183 72H187L185 73L186 76H189V81L187 83V77L185 78H182L183 76H185L183 74ZM24 75H23V74ZM30 73V74H28ZM43 73V74H42ZM97 73V72H96ZM96 73L94 74H90L84 79V80H89L91 79V76L94 77V75H96ZM99 73L97 75H99ZM155 73V77H153ZM162 73V72H161ZM251 73L253 74L251 76ZM21 74V75H20ZM246 76H245V75ZM247 74L249 76H247ZM263 74V75H262ZM20 75V76H19ZM43 75V76H42ZM96 75V77H97ZM215 75V74H214ZM244 75V76H243ZM22 76V78H21ZM26 76H28L26 78ZM157 76V77H156ZM5 77V78H4ZM14 77V80L12 79ZM25 77V79H23ZM31 77V78H30ZM89 77V78H88ZM191 77V78H190ZM234 77V78H232ZM249 77H252L249 78ZM255 77V78H254ZM257 77V78H256ZM258 77L261 78V81L259 84V81H258ZM14 82H12L11 80ZM29 78V79H28ZM33 78V79H32ZM38 79L36 81V79ZM95 78V77H94ZM245 78V79H243ZM18 79H19V83L20 81L23 83L22 84H19L18 85ZM42 79V80H41ZM171 79V80H170ZM185 79H187L185 81ZM243 79V80H242ZM255 79H257L255 81ZM11 82H10V81ZM16 80V81H15ZM26 80V81H25ZM30 80V81H29ZM145 80V81H144ZM168 80V81H167ZM173 80V81H172ZM232 80V81H230ZM235 80V81H234ZM237 80V81H236ZM239 80V81H238ZM247 80V81H246ZM251 80V81H250ZM254 80V81H252ZM4 81H7V82H4ZM25 81V82H24ZM32 81V82H31ZM34 81V82H33ZM165 82L166 85L164 87H172L171 90L170 88H167L164 90V87L162 85H160L161 87H159V89H154L152 90V88H156L157 87V84H159L160 82ZM250 81V82H249ZM258 81V83H257ZM16 82V83H15ZM34 83V85L30 86L31 84ZM135 82V83H134ZM168 82H170L169 86H168ZM176 82V83H175ZM192 82V83H191ZM233 82H236V83H233ZM238 82V83H237ZM244 82V83H243ZM248 82V83H247ZM253 82V83H252ZM10 83V88L9 89V86H7L8 84ZM160 83V84H161ZM218 83V82H217ZM233 83V84H232ZM247 83V86H245ZM250 83V85L248 86V84ZM256 83V84H255ZM6 84V86H5ZM13 84V85H11ZM27 84V85H26ZM30 84V85H29ZM155 84V85H154ZM172 84V86H171ZM174 84V85H173ZM219 84V83H218ZM245 84V85H244ZM253 84V85H252ZM255 84V85H254ZM21 85V86H20ZM23 85V86H22ZM25 85V86H24ZM38 85V84H36ZM35 85V86H36ZM178 85V86H176ZM205 85V86H204ZM244 85V86H243ZM258 85V86H257ZM261 85V86H260ZM4 86V87H3ZM13 86V87H12ZM15 86V87H14ZM29 86V87H28ZM34 86V87H35ZM139 86V87H138ZM154 86V87H153ZM176 86V87H175ZM192 86L195 88H192ZM252 86V87H251ZM255 86V87H254ZM257 86V87H256ZM260 86V87H259ZM3 87V88H2ZM20 87V88H19ZM244 87L247 89H244ZM248 87L252 89V93H253V96H252V93L251 92H248ZM254 87V88H253ZM4 88H7V91L6 89ZM26 90H25V89ZM137 88V89H136ZM163 89L160 90V89ZM177 88V89H176ZM256 88V89H255ZM262 90H260V89ZM9 89V90H8ZM16 89V90H15ZM193 90H196V91H192ZM254 89V90H253ZM4 90V91H3ZM19 90V91H18ZM29 91V92H26L25 91ZM157 90V91H156ZM170 90V91H169ZM205 90V91H204ZM244 90H245V93H244ZM260 92V94L258 93V91ZM18 91V93L16 92ZM4 92V93H3ZM12 92V93H11ZM15 92V93H14ZM24 92V93H22ZM147 92V93H145ZM193 92H196L198 93L196 96L198 98V102L197 104L195 103V100H194V94L196 93H193ZM208 92V94H207ZM212 92V93H211ZM246 92H248L246 94ZM254 92H255V96H254ZM141 93H145L143 95L144 98H142V94ZM206 93V94H205ZM251 93V95H250ZM258 93V95H257ZM3 94V95H2ZM21 94H25V98H24V95L23 97L21 96ZM148 94V95H147ZM206 95V96H203ZM211 94V95H210ZM249 94V95H248ZM141 98L143 99H140V96ZM247 95V96H246ZM260 95V97H259ZM10 96V97H9ZM12 96V97H11ZM17 96V98H16ZM22 98H21V97ZM170 96V97H169ZM174 96V97H173ZM180 98H179V97ZM209 96L211 97L209 99ZM8 97V98H6ZM14 97V98H13ZM19 97V98H18ZM36 97V98H35ZM39 97V99L37 98ZM104 98L101 102L98 100H100V98ZM203 97V99L201 98ZM205 97V99H204ZM249 97V98H248ZM257 97L258 99L261 101H257ZM11 98V99H10ZM135 98V100L133 99ZM172 98V99H171ZM214 98V99H212ZM248 98V99H247ZM251 98V99H250ZM252 98H256L255 101L254 99ZM8 99V100H7ZM26 99V100H25ZM35 99V101H34ZM131 100H134L136 101L137 100V103L139 102H142L144 100H147V101H144V102H148V101H165L166 104L170 102V107L167 108L168 110H171V111H168V113L172 116L173 114V118L176 117L174 120V122L172 121H169L168 118H164V120H166L167 122L165 123L163 120V118H160V121L158 119V121L156 120L153 124L152 122H149L150 124H146V123H142V122H137V121H133L134 123L132 122H129V123H125V122H121V120H130L131 118H134V114L136 113H128V114H120L117 116H110V112L111 111V108H112V105H115L117 104V107H115V111L112 109V113H116V110L119 109L118 107V104L121 103L123 104V102L125 103L126 101H130ZM160 99V100H159ZM163 99V100H162ZM176 99V100H174ZM206 99H209L211 100L210 102H208V100ZM246 99V100H245ZM29 100V102L27 101ZM37 100V102H36ZM111 100V101H109ZM115 100V101H114ZM171 100V101H170ZM245 100V102L243 103V101ZM253 100V101H251ZM19 101V100H18ZM174 101V102H173ZM182 101V102H181ZM196 104H194L193 103ZM221 101V100H220ZM250 101V102H248ZM29 104H28V103ZM32 102V103H31ZM37 104H36V103ZM39 102V103H38ZM94 102V103H93ZM143 102V103H144ZM172 102V104H171ZM208 102V103H207ZM218 103V106H217V103L216 105L213 103ZM240 102V103H239ZM253 104H252V103ZM259 102V104H257ZM42 103V102H41ZM102 103V104H100ZM211 105H210V104ZM221 103V102H220ZM250 106H252V109L250 108ZM94 106H93V105ZM97 104V105H96ZM110 104L111 108L108 106L109 108V111L107 110L108 108H106V110L109 112H106L109 114L108 118L105 120H101L99 122H93V119L91 122H90V118H93V116H95L96 113H98L99 111V114L102 115L104 114V107H107V105ZM112 104V105H111ZM176 104V105H175ZM222 104V103H221ZM220 104V106H221ZM241 104V106H240ZM245 106H244V105ZM247 104V106H246ZM252 104V105H251ZM257 104V105H255ZM263 104V105H262ZM4 105V104H3ZM3 105L0 106L1 107H4ZM106 105V106H105ZM168 105V104H167ZM212 105H215L212 106ZM254 105V106H253ZM261 105V107H260ZM24 107V110L23 108ZM36 106V107H35ZM86 106V107H85ZM98 108H96V107ZM174 106V107H173ZM249 106V107H248ZM262 106H263V110H262ZM114 107V106H113ZM199 107V108H198ZM234 107V108H233ZM242 107V108H241ZM246 109V112H245V109ZM36 110H35V109ZM38 108V109H37ZM85 110H84V109ZM90 109L87 111V109ZM118 108V109H117ZM240 108V110H239ZM249 108V110H248ZM259 108V110H258ZM23 111H22V110ZM199 109V110H198ZM238 109V110H236ZM251 109V110H250ZM27 110V111H26ZM38 110V113H35L37 116H35L34 114V118L37 119L38 117H42L44 115V112L43 115L41 113V111ZM44 110V108H43ZM26 111V113H25ZM85 113H84V112ZM200 111H202L201 113H203V120H206V121H203L200 117L201 113ZM204 111V112H203ZM239 111V112H238ZM249 111V112H248ZM256 111H260V112H256ZM262 111V112H261ZM40 112V113H39ZM86 112L88 113L86 114ZM96 112V113H95ZM105 112V113H106ZM241 112V113H240ZM252 112V113H251ZM83 113V114H81ZM102 113V114H101ZM111 113V114H112ZM141 113V112H139ZM172 113V114H171ZM248 113V114H247ZM260 114V117L259 115H255V114ZM19 112H18V117H19ZM98 114V115H99ZM252 114V115H250ZM30 115V114H29ZM89 115V117H88ZM97 115V114H96ZM107 115V114H105ZM104 115V116H105ZM250 115V116H249ZM31 116V115H30ZM78 116V118H77ZM80 116V118H79ZM231 116H232V113H231ZM242 116H243V119H242ZM258 116V118L256 117ZM20 117V118H21ZM26 117V118H24ZM31 117L30 119V124H31V121L32 119L34 120V118ZM97 117H100V116H97ZM103 117V115H102ZM205 117V118H204ZM19 118V119H20ZM29 118V117H28ZM130 118V119H129ZM248 118V119H247ZM18 119V120H19ZM80 119V120H79ZM83 119V120H82ZM89 119V120H88ZM101 119V118H100ZM119 119V120H117ZM259 119H262L261 121ZM22 120V119H21ZM20 120V121H21ZM39 122H37L36 120H34L35 122L34 123H38V125L35 124L34 128L36 127L38 129V127H41V120L37 119ZM75 120V122H73ZM124 120V121H125ZM132 120V119H131ZM218 120V121H217ZM238 121V122H241V121ZM85 121V122H84ZM98 121V120H97ZM113 121V122H112ZM259 121V122H258ZM23 122V121H22ZM21 122V123H22ZM26 122V121H25ZM24 122V123H25ZM79 122V124H78ZM87 123V125L90 123V125L86 126L83 125L82 123ZM115 122H118V124L120 126H125L124 128L123 127H120L117 128V123ZM121 122V123H120ZM160 124H159V123ZM236 122V121H234ZM233 122V123H234ZM256 122V123H255ZM40 123V124H39ZM156 123V124H155ZM204 123V124H203ZM258 123V124H257ZM128 124V125H127ZM139 124V125H138ZM172 124V125H171ZM216 124V125H215ZM249 124V121L246 123V125ZM75 125V126H76ZM81 125V126H80ZM83 125V126H82ZM114 127H112V126ZM116 125V127H115ZM160 125V126H159ZM204 125V126H203ZM38 126V127H37ZM54 126V127H55ZM58 126V127H57ZM127 126V127H126ZM180 126V127H179ZM81 127V128H80ZM165 127V128H164ZM168 127V128H166ZM177 129H175V128ZM206 127V129L204 128ZM208 127V128H207ZM33 128V129H34ZM35 128V129H36ZM133 128V129H131ZM156 128V129H154ZM180 128V129H179ZM32 129V130H33ZM115 129V130H114ZM169 129V130H168ZM90 130V131H89ZM125 130V131H124ZM176 132V131H178ZM206 130V131H205ZM97 131V132H96ZM162 131V132H161ZM166 131V132H165ZM174 131V132H173ZM183 131V132H182ZM102 134H100V133ZM212 132V133H211ZM257 132V131H256ZM48 133V134H47ZM123 133V134H122ZM163 133V134H162ZM46 134V135H45ZM53 134V130H49L48 132L46 131L43 135L44 137H51L49 136ZM79 134V135H78ZM104 134V135H103ZM180 137H178L179 135ZM181 134H184L183 138L184 140L187 142L185 143V145H187L186 147L193 149V152L194 155L196 156H193L192 158V155H190V153H186L187 156H183L184 153L181 154L180 150L183 152L182 149H184V141L181 140ZM206 134V135H205ZM78 135V136H77ZM116 135V136H115ZM170 135V136H168ZM71 136L73 137V140L71 139ZM76 136V137H75ZM82 136V137H81ZM131 136V137H130ZM157 136V137H155ZM41 137V136H40ZM39 136L36 137L35 139H33L32 141V145L33 143L35 144L37 141H40L41 138ZM65 137V138H64ZM77 139H75V138ZM87 137V138H86ZM69 138V139H68ZM82 138V139H81ZM58 139V137L55 139V141ZM58 139V140H59ZM72 141H71V140ZM75 139V142L76 143H72ZM106 139V140H105ZM213 139V140H212ZM84 140V141H83ZM86 140V141H85ZM113 140V141H112ZM174 140V142H173ZM36 141V142H34ZM87 141L89 143H87ZM134 143H133V142ZM145 141V142H144ZM168 141V142H167ZM67 142V144L69 145L70 143ZM80 142V143H79ZM86 142V143H85ZM110 142V143H109ZM139 142V143H138ZM155 142V145L157 144V146L154 145ZM159 142V143H158ZM183 142V144H182ZM38 143V142H37ZM37 143H36V149H37ZM78 143V144H77ZM97 143V145H96ZM127 143V144H126ZM210 143V144H209ZM66 144V145H67ZM90 144V145H89ZM126 144V145H125ZM129 144H134L133 146H130ZM147 144V145H146ZM150 144V145H149ZM162 145V149L163 150H160L161 148V145ZM165 144V145H164ZM189 144V145H188ZM193 144V146H191ZM41 145V146H40ZM43 145V146H42ZM70 145V146H71ZM85 145V146H84ZM89 145V146H88ZM106 145V146H105ZM128 145L130 147H128ZM138 145V146H137ZM140 145V146H139ZM142 145V146H141ZM152 145V146H151ZM30 146V145H29ZM35 146V145H34ZM46 145L45 143L42 142V144H38V149H41V148H44ZM73 146V147H74ZM99 146V147H98ZM123 146L125 147V149H123ZM136 146V147H134ZM160 146V148H159ZM179 146V147H178ZM184 148H183V147ZM28 147V146H27ZM33 147V146H30V148ZM67 147V146H66ZM73 147H67L64 148L66 151L69 152V154L71 153H75V149H72ZM82 148L81 150L77 151L78 149ZM120 147V148H119ZM122 147V148H121ZM137 147H140V148H137ZM156 147V148H155ZM165 147V148H163ZM70 148V149H69ZM137 151H136V149ZM158 148V149H157ZM187 148V149H188ZM27 148H20L18 151H23ZM63 149V150H64ZM69 149V150H68ZM90 149V150H89ZM93 149V150H92ZM96 149V150H95ZM119 149V150H118ZM123 149V150H122ZM130 149V150H128ZM169 149V150H168ZM175 149V150H174ZM33 150V149H32ZM73 150V152L71 151ZM86 150V151H85ZM89 150V151H88ZM135 150V151H134ZM186 151V149H184ZM17 151V152H18ZM27 151V150H26ZM35 151V148L33 150V152ZM118 151H121L122 152V155H120V152L118 153ZM128 153H127V152ZM177 151V153H176ZM196 151V152H195ZM201 151V152H200ZM217 151V153H216ZM20 152H18V155L17 156H20V158H22L23 156H25L26 153L25 151H23L25 153L22 154V155H19ZM67 152V153H68ZM84 152V153H82ZM130 152V153H129ZM32 153V151H31ZM29 152L28 155L31 154ZM87 153V154H86ZM125 153V154H124ZM127 153V155H126ZM131 154V155H130ZM173 154V155H172ZM218 154V155H217ZM32 155V154H31ZM89 155V156H88ZM129 155V156H128ZM190 158H189V156ZM14 155L12 154V157ZM22 156V157H21ZM88 156V157H87ZM120 156V158L118 157ZM128 158H126V157ZM131 156V157H130ZM182 156V157H181ZM206 156V157H205ZM125 157V158H124ZM219 157V158H218ZM93 158V159H92ZM179 158V159H178ZM202 158H204L203 160H205V158L207 160L205 161H201ZM217 158V159H216ZM224 158V157H223ZM241 159H243V157H240ZM246 158L245 157V161H246ZM257 158V157H256ZM17 159V157H16ZM119 159V160H118ZM120 159H123L120 160ZM158 159V160H157ZM178 159V161H177ZM239 159V160H241ZM20 160L19 157L16 161ZM97 160V161H96ZM110 160V161H109ZM117 160V161H115ZM143 160V161H142ZM173 160V161H172ZM182 161V163L180 161ZM127 161V162H126ZM185 161V162H184ZM186 161H188V165H185L187 164ZM258 161H264V159H261V156L260 158L258 157ZM3 162V161H2ZM1 162V163H2ZM87 162V163H86ZM123 162V163H122ZM167 162V163H166ZM240 162V161H239ZM242 162V161H241ZM4 163V162H3ZM95 163V164H94ZM97 163V164H96ZM174 163V164H173ZM181 163V164H180ZM204 163V164H203ZM206 163V164H205ZM92 164V165H91ZM173 164V165H172ZM201 164V165H200ZM242 165V163H240ZM99 165V166H98ZM175 165V166H174ZM183 165H185L186 167H184ZM209 165V166H208ZM2 166V164L0 165ZM85 167V165H83ZM90 166H92L90 168ZM97 166V167H96ZM101 166L104 168H101ZM179 166V167H178ZM183 166V167H182ZM195 166V167H194ZM205 166V167H204ZM6 166H4L5 168ZM119 167V168H118ZM123 167V168H122ZM175 167V168H174ZM189 167V168H187ZM208 167V168H207ZM240 167H244V166H240ZM4 168H2L4 170ZM87 168V167H86ZM141 168V170L139 169ZM161 168V169H160ZM186 168V169H184ZM207 168V169H206ZM245 168V167H244ZM243 168V169H244ZM1 169V170H2ZM101 169V170H99ZM139 169V170H137ZM183 169L185 170L186 173L183 172ZM202 169V170H201ZM241 169V168H240ZM239 169V170H240ZM242 169V170H243ZM109 170V171H108ZM157 170V171H156ZM162 170V171H160ZM182 170V171H181ZM197 170V171H196ZM204 170V171H203ZM206 170V171H205ZM241 172L244 174L242 175L241 172L240 175L239 173L236 174V177L239 176V179L238 181H236V186L238 185V190L241 191L242 188H245V191L247 192H244L248 195V197H245L241 195L244 194V193H241L242 191H244V189L238 194V192L236 193V195L232 196L233 198H236V205H241L239 206L242 207V208H247V209H251L248 205H250V203H252L251 205L254 206L253 204L255 203L256 205L259 203V201L261 202V204L264 202V185L259 189V187L257 189V192L255 191H251L250 188H252V180L253 178V175L252 176H249L247 175V167L245 168V172L242 171ZM104 171V172H103ZM115 171V172H114ZM128 171V172H127ZM203 171V172H201ZM205 172V173H204ZM220 172V173H221ZM92 173V174H91ZM110 173V174H109ZM135 173V174H134ZM174 173V174H173ZM202 173V175H201ZM129 175V177L127 175ZM196 174V175H195ZM205 174V175H204ZM239 174V175H238ZM100 175V176H99ZM181 175V176H180ZM207 175V176H206ZM212 175V177H211ZM217 175V176H216ZM260 175V174H259ZM261 176V175H260ZM101 177V178H99ZM134 177V178H133ZM242 177V182H239L240 181V178ZM252 177V178H251ZM257 178L259 176H256ZM264 177V175L262 176ZM195 178V179H194ZM256 178V180H257ZM94 179V180H93ZM119 179V180H117ZM126 179V180H125ZM206 179V180H205ZM216 179V180H215ZM236 179V180H237ZM252 179V180H251ZM263 179V178H261ZM79 180V181H78ZM86 180V181H85ZM220 180V181H219ZM264 180V179H263ZM263 180H258L259 182V185L261 183V181L263 182ZM78 181V182H76ZM108 181V182H107ZM116 181V182H115ZM187 181V182H186ZM209 181V182H208ZM219 181V182H218ZM255 181V180H254ZM138 182V183H137ZM185 182V183H184ZM86 183V184H85ZM214 183V184H213ZM254 183V182H253ZM75 184V186H74ZM77 184V185H76ZM138 184V185H137ZM183 184V185H182ZM210 184V185H209ZM256 184V183H255ZM258 184V183H257ZM263 184V183H262ZM190 185V186H188ZM243 185V187H242ZM73 186V187H71ZM85 186V187H84ZM111 186V187H110ZM140 186V187H139ZM210 186V187H209ZM212 186V187H211ZM236 186H235V189H236ZM261 186V185H260ZM62 187V188H61ZM60 190L63 189V186H61ZM114 187V188H113ZM130 187V188H129ZM132 187V188H131ZM190 187V188H188ZM202 187V188H201ZM222 187V186H221ZM73 188V189H72ZM79 188V189H78ZM209 188V189H207ZM66 189H64V191H61L63 194L66 192ZM213 189V190H211ZM214 189L218 192H214L215 195H213V191ZM50 190V189H49ZM56 190L58 191L59 188H56ZM59 190V191H60ZM80 190V191H79ZM112 190V191H111ZM123 190V192L121 193V191ZM201 190V191H200ZM236 190V191H238ZM51 191V190H50ZM49 191V192H50ZM82 191V193H81ZM156 191V192H155ZM160 191V192H159ZM180 191V190H179ZM208 191V192H210ZM260 191V192H258ZM48 192V190H47ZM52 192V191H51ZM79 192V193H78ZM84 192V193H83ZM182 192L183 194V191H180ZM179 192V193H180ZM185 192V191H184ZM190 192V191H189ZM203 192V193H202ZM206 192V193H208ZM251 192H253L251 194ZM61 193V194H62ZM87 193H89V195H87ZM121 193V194H120ZM156 193V195H155ZM174 192H172L173 194ZM178 193V194H179ZM188 193V191H187ZM250 193V194H249ZM254 193H256L254 195ZM70 194V192H69ZM72 194V192H71ZM71 194L69 195V197H72ZM92 194V195H91ZM115 194V195H114ZM124 194V196H122ZM171 194V193H170ZM177 194V195H178ZM186 194V193H185ZM205 194V195H204ZM217 194V195H216ZM241 194V195H240ZM88 197H87V196ZM106 195V196H105ZM155 195V196H154ZM162 195V196H161ZM176 193L174 194V197H170L171 200L172 198H176L179 196H175ZM181 195V193H180ZM240 195V196H239ZM245 195V196H247ZM65 196V194L63 195ZM68 196V194L66 195ZM86 196V198H85ZM92 198L90 199L89 197ZM134 196V197H133ZM163 196V197H164ZM185 196V195H184ZM204 196V197H202ZM216 196V197H215ZM259 196V197H258ZM112 197V198H111ZM123 197V199L121 198ZM151 197L149 198V200L151 199ZM154 197V198H153ZM182 195L180 196L179 199H181ZM136 198V199H134ZM167 198V197H166ZM166 198H163V199H166ZM177 198V200H178ZM209 198V199H210ZM95 199V200H94ZM105 199V200H104ZM112 199V200H111ZM120 199V200H119ZM130 201H129V200ZM151 199V200H152ZM160 199L158 198V201H160ZM169 199V198H168ZM208 199V200H209ZM215 199V200H214ZM115 200V201H114ZM129 202H128V201ZM138 200V202H136ZM142 200V202L144 201ZM170 200V199H169ZM167 201L166 200H162L160 201L159 203L162 205L163 202L165 203H168L171 204V200L170 201ZM182 200V199H181ZM213 200V201H212ZM247 200V201H245ZM249 200V201H248ZM259 200V201H258ZM262 200V201H261ZM87 203H90L88 202ZM96 201V202H95ZM127 201V202H126ZM146 201H148L146 199ZM146 201H144L146 203ZM176 202V199L173 200ZM183 201V200H182ZM258 201V202H257ZM153 202V200H152ZM151 202V204L153 205V203ZM174 202V203H175ZM179 202V201H177ZM211 202H208L210 205H211ZM254 202V203H253ZM95 203V205H94ZM120 203V204H119ZM148 203V202H147ZM146 203V205H147ZM150 203V201H149ZM91 204V203H90ZM89 204V205H90ZM129 204V205H131ZM150 204V205H151ZM158 204V202H157ZM180 204V203H179ZM264 204V203H263ZM91 205V206H92ZM125 205V206H126ZM142 205V204H140ZM145 205V204H144ZM164 205V204H163ZM167 205V204H166ZM172 205V204H171ZM221 205V206H220ZM250 205V206H251ZM170 206V205H168ZM211 206H214L215 207V202H214V205L212 204ZM251 206V207H252ZM96 207V206H95ZM216 208L219 211H221V208ZM114 208V207H112ZM253 208V207H252ZM222 216L223 213L222 212H219ZM219 213L217 214V216L219 215ZM240 232V231H239ZM231 237L228 238V241L226 242L227 246L226 248L228 249L227 252L229 253V255H231V258L234 259V262L237 264L238 260L236 261V257L235 256V250L233 249V243H232V239ZM237 255V254H236Z\"/></svg>",
    "mask_w": 264,
    "mask_h": 264
}]
</instances>
